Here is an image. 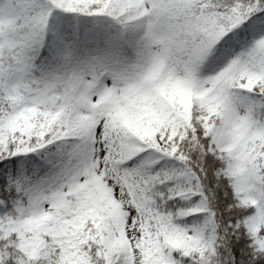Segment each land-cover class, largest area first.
Wrapping results in <instances>:
<instances>
[{"label": "snow or ice", "instance_id": "1", "mask_svg": "<svg viewBox=\"0 0 264 264\" xmlns=\"http://www.w3.org/2000/svg\"><path fill=\"white\" fill-rule=\"evenodd\" d=\"M0 264H264V0H0Z\"/></svg>", "mask_w": 264, "mask_h": 264}]
</instances>
